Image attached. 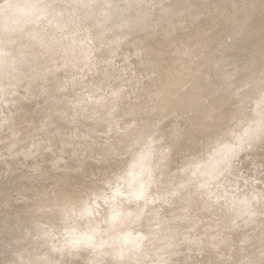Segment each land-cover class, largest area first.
Returning <instances> with one entry per match:
<instances>
[{"label": "rangeland", "instance_id": "1", "mask_svg": "<svg viewBox=\"0 0 264 264\" xmlns=\"http://www.w3.org/2000/svg\"><path fill=\"white\" fill-rule=\"evenodd\" d=\"M89 1L87 5L85 0H57V3L68 2L71 7L84 6L74 16L77 24L92 17L99 20L96 31H84L83 41L72 39L70 28L58 33L60 42L74 43L75 54H84L80 68L89 70V78L82 84L92 95L85 105L89 115L77 120L75 127L69 126L66 120L78 119L75 102L66 103L64 98L56 100L42 92L50 83L44 74L52 71L54 56L59 51L57 42H49V37L43 33L45 27L58 22L60 13H45L39 21L38 14L30 11L29 17L10 16L2 26V40L14 44L9 54L0 50V66H3L0 68L4 71L0 74V249L13 247L19 249L21 256L45 252L47 243L41 244L40 238L46 234L59 243L63 251H68L69 264H103L102 256L106 257V251L100 252V248L94 246L87 257L80 245L94 244L96 240L98 244L108 240L122 243L124 234L137 228L132 247L140 254V259L135 264H264V227L245 220L243 212L235 209L225 212L220 204L225 203L223 199L210 201L203 191L193 187L190 175L185 173L184 168L192 163L193 156L184 151L183 146L192 141V136L169 143L164 156L169 161L167 170H156L152 177L149 172L128 174L123 181V156L120 164L97 168L102 159L96 152L97 147L111 133H118L122 126L134 120L140 127L142 123L153 125L149 136L160 133L178 136L175 129L180 126L184 132L191 130L190 125H181L182 116L180 118L178 113L182 104L179 96L173 95L180 76L162 68L164 55L158 38L172 26L182 24L181 20L171 17L173 12L178 18L193 16L196 4L199 11L210 10L215 9L216 0ZM158 3H162L160 7L166 8V13H156ZM263 5L264 0H260L258 6ZM28 18L34 20L30 28L23 25ZM235 36L236 31H230L221 41L231 43ZM259 43H264V39ZM139 46L152 57L136 55ZM230 65L220 67L218 74H223ZM5 68H9V72ZM192 75H196V70L188 69L184 77ZM202 91L203 95L186 108V115L205 108L210 90ZM262 91L264 83L247 99L243 109L228 110V122L222 131L229 135L228 140L237 143L235 147L239 146L236 140L241 138L243 129L260 121L264 110V100H260ZM25 96L30 98L28 102ZM218 110V106H214L210 112L214 114ZM48 122L54 124L48 125V134L41 140L37 132ZM22 130L29 131L26 143L32 149L41 148L38 152L43 158L48 152L63 156L72 153L74 133L77 143L88 140L90 152L84 158L78 155V160L83 158L84 169L76 178H71L54 170L44 160L38 164L27 163L28 153L23 159L15 160ZM250 141L246 142L249 146L245 144L247 147H242L231 158L233 165L244 155L248 158L246 148L254 147ZM176 149L183 151L175 156ZM250 158L251 174L249 177L247 174L244 187H238L237 192L230 195L244 197V192H251L246 194L248 196L264 191V163ZM160 160L156 156L151 162L158 166ZM148 179L150 183L146 184ZM136 181L138 186H135ZM205 181L207 184V179ZM142 196L149 198L145 205L138 199ZM189 197L196 203V217L204 222L200 229L192 231L188 230L183 209ZM63 207L70 210L59 213L58 209ZM136 208L141 209L138 214L134 212ZM123 213L133 218L123 221ZM165 223L173 231L171 237L161 236L156 231ZM228 233L234 237H226ZM54 252L59 257L62 254L58 250ZM2 259L0 256V264H6Z\"/></svg>", "mask_w": 264, "mask_h": 264}, {"label": "bare ground", "instance_id": "2", "mask_svg": "<svg viewBox=\"0 0 264 264\" xmlns=\"http://www.w3.org/2000/svg\"><path fill=\"white\" fill-rule=\"evenodd\" d=\"M89 2L91 1L85 0L87 5L90 4ZM259 2L260 0H216L215 9L199 11L197 9L198 4H196L193 16L178 18L179 15L176 12L172 13L171 17L181 20L182 24L172 26L164 36L158 38L160 51L164 55L162 68L169 71L173 70L180 76L178 89L174 90L173 95L179 96L182 104L181 112L178 113L180 118L182 116L181 125H188V127L190 125L191 130L184 132L180 126L175 129L178 136L161 133L149 136L150 127L153 125L150 124L149 126L142 123L143 126L140 127L138 121L134 120L122 126L118 133H111L97 147L96 152L102 157L97 163V168L103 165L120 164L123 156V165L121 166L123 181L128 174L140 175L149 172L150 177H152L156 170H167L169 161L164 156L169 143L176 138L192 136V141L185 147L183 146V149L186 152L189 151L193 156L192 163L184 168L185 173L190 175V179L193 181V187L203 191L212 202L218 197L223 199L225 203H219L224 206L225 212L226 210L231 211V209L243 212L245 220L256 226L264 227V191L248 196L246 194L251 192H244V197H238L235 194L230 195L237 192L238 187L242 189L244 182L246 183L247 174L248 177L251 174L249 156L264 163V110H262L259 122L252 123L243 129L241 138L236 140L239 142V146L235 147L237 143L228 140L229 135L222 131L228 122V110L243 109L247 99L257 90L259 85L264 83V43H259L262 38L264 39V5L259 7ZM161 4L158 3L156 13L167 12L166 8L160 7ZM82 8L84 6L80 8L71 7L68 2L57 3V0H3L0 3V44L3 45V47L0 46V50L4 54L11 53L13 50L11 46L14 44L2 40L1 29L8 22L10 16L16 19L25 18L30 16V11H34L35 14H38L37 18L40 21L45 13L51 15H55V11L60 13L58 22L45 27L43 33L49 37L47 38L49 42H53L52 40L57 42L56 46L59 51L54 56V65L50 74L47 75V72H44V76H47L50 83L47 88H43L42 92L56 100L64 98L66 103L75 102L78 107V119L70 121L67 116L64 117L65 119L68 118L66 119L68 125L73 127L76 126L77 120L89 115L86 113L87 110L85 111V105L91 100L92 95L82 86L84 81L86 83L87 78H89V70L80 68L79 63L83 61L84 54H75L74 43L60 42L58 33L65 28H70L72 39L83 41L85 40L83 35L85 30L96 31L95 28L99 25V20L96 17H92L82 24L75 23L74 16ZM26 20L23 25H28L27 27L30 28L31 22L34 20H30V18ZM157 31L154 32L157 33ZM230 31H236L234 40L231 43L222 42L221 37ZM135 53L139 56L152 57L150 52L148 54H145V51L142 52L140 46ZM22 55L24 57V54ZM215 55L218 56L214 60ZM226 64H231L229 69H225L221 75L218 74V69ZM188 69H195L196 75L184 77ZM5 70L9 72V68H5ZM3 72L0 68V74ZM202 90H210L205 108L201 111L200 109L191 111L190 115H186V108L203 95ZM262 92L264 93V91ZM262 97L260 100H264V94ZM29 100L30 98L25 96V102ZM214 106H218L219 110L211 114V108ZM65 119L62 121L65 122ZM172 120L175 122L176 117L174 116ZM51 124L54 123L48 122L42 125L36 136L41 140L45 139L48 134V125ZM19 135L21 142L18 145L15 160L23 159L24 154L28 153L29 157L25 159L27 163L38 164L44 160L51 168L56 171L60 170L59 172L63 176L69 175L71 178H76L78 172H82L84 167L81 161L91 150L90 142L87 140V142L77 143V134L74 133L72 153L63 156L58 152H48L43 158L39 156L38 152L41 148L32 149L26 143L27 137L30 136L28 130L20 131ZM250 139L254 147L246 148L245 154L248 155V158L245 155L242 157L240 155L238 164L233 165L231 158L238 150L245 147L248 144L246 142ZM182 151L176 149L175 156L181 154ZM78 155L83 158L78 160ZM156 156L161 159L158 161L159 164L161 163L158 166L155 162H151L152 158ZM0 166L2 169V164ZM206 179L207 184H205ZM130 183L127 184V187ZM137 183L138 181H136L135 186H138ZM148 183H150V179L146 181V184ZM125 192L124 190L123 193ZM138 199H142L141 205H145L149 201V198H143V196ZM193 200L192 197L187 198L183 206L190 231L200 229L204 225L203 220L196 217L194 211L196 203ZM69 210V208L63 207L59 208L58 212L63 213ZM139 210L141 209L136 208L135 214H138ZM243 213H239V215ZM127 217L130 216L123 213V221L127 220ZM135 226L136 224H134ZM134 229L137 228L130 229L124 234L122 243L108 240L104 244H98V240H96L94 244L84 242L80 248L85 250L87 257L91 254V249L94 246L100 248V252L106 251V257L102 256L103 264H135L139 261L140 254L132 247L136 236ZM156 231L161 236L166 237H171L173 233L166 223ZM232 236L231 233L226 234V237L231 238ZM235 236L238 239L242 238L240 235ZM51 239L52 237L46 234L40 238V243H47L48 246L45 252H41L43 254L29 252L27 256H21L19 249L12 247L9 250L0 249V256L6 264H69L68 251H63L60 244ZM106 247L107 249H105ZM56 250L62 252L60 257L55 254L54 251ZM88 263L91 261L89 260Z\"/></svg>", "mask_w": 264, "mask_h": 264}]
</instances>
